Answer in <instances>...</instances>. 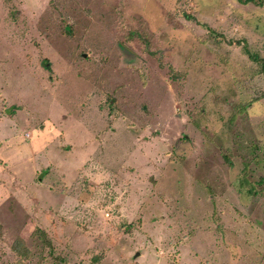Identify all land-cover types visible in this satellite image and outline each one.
I'll return each instance as SVG.
<instances>
[{"label":"rangeland","instance_id":"374dc122","mask_svg":"<svg viewBox=\"0 0 264 264\" xmlns=\"http://www.w3.org/2000/svg\"><path fill=\"white\" fill-rule=\"evenodd\" d=\"M255 2L0 0V264H264Z\"/></svg>","mask_w":264,"mask_h":264},{"label":"trees","instance_id":"16d2710c","mask_svg":"<svg viewBox=\"0 0 264 264\" xmlns=\"http://www.w3.org/2000/svg\"><path fill=\"white\" fill-rule=\"evenodd\" d=\"M238 2H240L241 4H249V3H252V4H257L258 2H255V0H237ZM259 5V4H258ZM236 44L237 45H240V41H236ZM243 51H245L246 55L248 56V58L259 64L260 65V69H261V72L263 73L264 75V59L260 58L259 56L255 55V54H252L248 51L246 45L243 46Z\"/></svg>","mask_w":264,"mask_h":264},{"label":"built area","instance_id":"2783aa9c","mask_svg":"<svg viewBox=\"0 0 264 264\" xmlns=\"http://www.w3.org/2000/svg\"><path fill=\"white\" fill-rule=\"evenodd\" d=\"M26 137H29V134H26Z\"/></svg>","mask_w":264,"mask_h":264}]
</instances>
